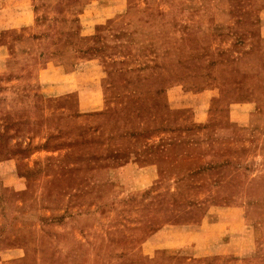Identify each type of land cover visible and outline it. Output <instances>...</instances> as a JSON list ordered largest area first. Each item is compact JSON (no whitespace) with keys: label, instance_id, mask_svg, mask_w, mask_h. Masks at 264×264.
<instances>
[{"label":"rangeland","instance_id":"obj_1","mask_svg":"<svg viewBox=\"0 0 264 264\" xmlns=\"http://www.w3.org/2000/svg\"><path fill=\"white\" fill-rule=\"evenodd\" d=\"M0 264H264V0H0Z\"/></svg>","mask_w":264,"mask_h":264}]
</instances>
